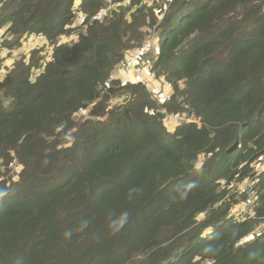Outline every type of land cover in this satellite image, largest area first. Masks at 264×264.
Wrapping results in <instances>:
<instances>
[{
  "label": "trees",
  "instance_id": "trees-1",
  "mask_svg": "<svg viewBox=\"0 0 264 264\" xmlns=\"http://www.w3.org/2000/svg\"><path fill=\"white\" fill-rule=\"evenodd\" d=\"M136 3L1 5L0 30L53 50L38 75L30 57L0 83V168L19 165L0 173V264H264V229L243 241L264 219V171L251 165L264 157V0L167 6L151 59L166 100L110 80L152 18ZM246 178L257 197L239 219L226 187Z\"/></svg>",
  "mask_w": 264,
  "mask_h": 264
},
{
  "label": "rangeland",
  "instance_id": "rangeland-1",
  "mask_svg": "<svg viewBox=\"0 0 264 264\" xmlns=\"http://www.w3.org/2000/svg\"><path fill=\"white\" fill-rule=\"evenodd\" d=\"M8 0H0V7L1 5L4 6V3ZM129 0H122L121 2L118 3H112L111 5L107 3V5L111 7H117V5H123L127 6ZM116 2V1H115ZM174 0H139V3H136L133 9L138 12V9L146 8L149 10L152 18L148 17L146 19V25L140 26L139 31L144 33V38L142 40V44L148 43V45L151 43L152 39L156 37L154 35L156 31V25L162 20L165 10L167 9V6L170 5ZM77 4V2H74V6ZM101 8V7H100ZM99 8V9H100ZM1 11V8H0ZM106 9L104 10V12ZM128 12L124 17L129 21L131 17H129ZM105 15V14H103ZM102 15V16H103ZM99 16V15H98ZM154 20V23H153ZM73 23V22H72ZM153 24V25H151ZM9 27V25H8ZM85 26L81 25L76 28L77 30H71L68 32V34H63L61 35V39L58 41L59 43L62 42H68L71 40H75L78 36V33L80 32V29L84 30ZM8 28L6 29V32H8ZM1 31V30H0ZM82 31V30H81ZM40 35V34H39ZM37 35V37L39 36ZM42 36V35H41ZM39 38V37H38ZM39 39H44V37H40ZM23 40H24V35L20 36L19 33H15L14 35H10L6 33H2L0 35V83L4 80V77L6 73L8 72V69L11 68V66L14 64L16 61H21V59L27 63V49L28 47L25 46V49L23 48ZM28 44V41H25ZM46 42V41H45ZM4 43H9L8 47L2 46ZM141 44V45H142ZM40 45V44H39ZM39 47V46H38ZM158 43L153 44L152 48L151 46L149 49L143 53L140 56V63L124 69L120 67L121 62L124 60V57L121 58L117 63L116 66V73L113 71L111 74L112 75H117L120 73V76H116L114 78H118L122 81H129L132 80H141L146 86L149 88V90L156 95V98H161L162 100H166L168 98V94L171 92L172 86H169V82L162 76H157L155 75L154 77L150 76V73L155 69L153 68V64L151 62L152 56L156 54V51L158 49ZM5 48V49H4ZM6 49H9L11 51L6 52ZM134 48H130V50L126 52L132 51ZM52 50L53 46L50 45L48 42L44 44V46H40L39 48L35 47L33 49H30V57H32V62L34 64V68L32 70L33 72H38L42 71L43 67L45 64L51 60V55H52ZM121 68V70L119 68ZM118 71V72H117ZM149 73V76L145 77L146 73ZM34 76V74H33ZM113 78H110V80ZM2 88H0V91ZM115 101L114 99L110 102V104H113ZM84 115V111L81 110L78 112L77 116L82 117ZM167 126L169 129H171L176 123L180 121L178 117L174 116H169L167 117ZM202 160V156H200L199 161ZM197 163V167L201 165V163ZM254 168V172L256 174H259L260 172L264 171V157L258 159L256 162L251 164ZM8 168V167H5ZM3 166L0 168V173L4 172L5 169ZM19 165L8 168V175L12 174L15 176V173L18 171ZM230 184H227L228 186L226 187L227 189L230 190V193H232L236 201V206L234 205V210H235V216L239 219H244L245 217L249 216L252 213L253 206H254V201L256 200V189H254V183L255 180H251L250 178H246L245 180L241 181H232L229 182ZM243 197H246V199H243ZM238 202V203H237ZM203 213L200 214V218L203 217ZM264 229V219L258 222V225L243 239V241H248L254 238L255 235L259 234L262 230Z\"/></svg>",
  "mask_w": 264,
  "mask_h": 264
},
{
  "label": "built area",
  "instance_id": "built-area-1",
  "mask_svg": "<svg viewBox=\"0 0 264 264\" xmlns=\"http://www.w3.org/2000/svg\"><path fill=\"white\" fill-rule=\"evenodd\" d=\"M108 4H112V3H114V0H105ZM104 10H105V8L104 7H101L100 9H99V11H98V15L100 16H102L103 14H105V12H104ZM77 20H78V23H80V22H82L83 21V17L82 16H77ZM80 30H83V29H80ZM39 38L40 37H42L41 35H39L38 36ZM155 43H158V37H154L153 39H152V41H151V43L148 45V43H144V44H142V45H139V46H137V47H135L132 51H130V52H126L124 55H123V57H124V60L121 62V64H120V67H122V68H124V69H127V68H130V67H132V66H134V65H136V64H138V63H140V56L143 54V53H145L148 49H149V47L151 46V48H152V46H153V44H155ZM159 46V45H158ZM147 75H148V77H154L155 75H156V72L153 70L151 73H150V76H149V73L147 72L146 74H145V77H147ZM114 77H116L115 75H110V78H114ZM139 81H141L142 82V79L141 80H139ZM133 82H135V81H133ZM169 86H171V83H169L168 84ZM165 119V118H164Z\"/></svg>",
  "mask_w": 264,
  "mask_h": 264
},
{
  "label": "crops",
  "instance_id": "crops-1",
  "mask_svg": "<svg viewBox=\"0 0 264 264\" xmlns=\"http://www.w3.org/2000/svg\"><path fill=\"white\" fill-rule=\"evenodd\" d=\"M6 27H7V25H5V26H3V28L4 29H6ZM1 29V31H0V35L3 33V31H4V29ZM24 35V34H23ZM25 41H28V44L25 42ZM46 40H44V39H39L35 34H29V35H24V40H23V48L25 49V46H27L28 47V49H27V52H28V54L26 55L27 56V61H29V59H30V49H33V48H35V47H37V48H39L41 45L42 46H44V44L47 42H45ZM59 43V42H58ZM40 44V45H39ZM39 46V47H38ZM5 49V48H4ZM9 51H11V50H9V49H6V52H9ZM41 71H38V72H35L34 74H36V73H40ZM117 76H120V74H117ZM133 81H135V80H132L131 82H133ZM175 126V125H174ZM173 126V127H174ZM172 127V128H173ZM171 128V129H172Z\"/></svg>",
  "mask_w": 264,
  "mask_h": 264
},
{
  "label": "clouds",
  "instance_id": "clouds-1",
  "mask_svg": "<svg viewBox=\"0 0 264 264\" xmlns=\"http://www.w3.org/2000/svg\"><path fill=\"white\" fill-rule=\"evenodd\" d=\"M156 37H157V35H156ZM39 73H36V75H38Z\"/></svg>",
  "mask_w": 264,
  "mask_h": 264
}]
</instances>
